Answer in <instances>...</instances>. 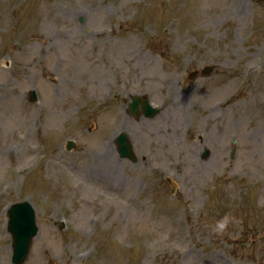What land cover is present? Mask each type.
<instances>
[{"label": "rangeland", "instance_id": "1", "mask_svg": "<svg viewBox=\"0 0 264 264\" xmlns=\"http://www.w3.org/2000/svg\"><path fill=\"white\" fill-rule=\"evenodd\" d=\"M20 200L22 264H264V0H0V264Z\"/></svg>", "mask_w": 264, "mask_h": 264}, {"label": "water", "instance_id": "2", "mask_svg": "<svg viewBox=\"0 0 264 264\" xmlns=\"http://www.w3.org/2000/svg\"><path fill=\"white\" fill-rule=\"evenodd\" d=\"M203 69V73H210L213 70L212 66H205ZM191 76L193 77L194 73H191ZM138 101L139 97H134V100L131 103L132 109L137 108ZM142 103L145 107V113L147 116H152L158 112V109L149 104L148 99L142 100ZM116 139L119 144L118 148L121 152V155L135 160L136 156L129 138L124 133H122ZM73 143V141L70 142L68 148H71ZM208 153L209 150H206L203 156H207ZM37 229L38 227L36 225L33 208H31L29 202L24 201L14 203L10 209L9 231L12 232L13 236V261L16 264H21L27 257L32 243V238L37 233Z\"/></svg>", "mask_w": 264, "mask_h": 264}, {"label": "bare ground", "instance_id": "3", "mask_svg": "<svg viewBox=\"0 0 264 264\" xmlns=\"http://www.w3.org/2000/svg\"><path fill=\"white\" fill-rule=\"evenodd\" d=\"M175 86H171L170 88H169V92H172L174 95H175V93H174V90H175ZM170 102L168 103V105H169V108H170V106L171 105H174V101H173V97H172V95H171V97H170ZM161 110H162V107H161ZM149 119V118H148ZM148 119H140V121L141 122H143V121H147ZM167 131H168V129H167ZM178 131V128H176V127H174V130H173V133L171 134V137H173V135H175V133ZM104 150L106 151L105 153H106V156H108V155H110V154H112L113 153V151H114V147H112L111 145L110 146H107V144L105 145V148H104ZM100 155H98V157H99ZM97 157V158H98ZM189 163L191 164V163H193L192 165L193 166H200L201 165V162L200 161H198L197 159H190L189 160ZM115 165H117V163H113L112 164V167H114ZM110 167V165L108 166V168ZM91 171V170H90ZM98 171H103L101 168H92V173H94L95 174V177H97V179H102V173H100V172H98ZM68 177V176H67ZM40 250H41V248L39 247L35 252H36V256H35V258L33 259V263L34 264H37V263H39L40 261H41V258H40V255H41V252H40Z\"/></svg>", "mask_w": 264, "mask_h": 264}, {"label": "clouds", "instance_id": "4", "mask_svg": "<svg viewBox=\"0 0 264 264\" xmlns=\"http://www.w3.org/2000/svg\"><path fill=\"white\" fill-rule=\"evenodd\" d=\"M219 227H220V228H223V227H224V225H223V224H221V225H219Z\"/></svg>", "mask_w": 264, "mask_h": 264}]
</instances>
